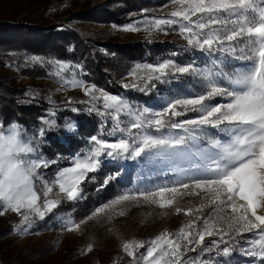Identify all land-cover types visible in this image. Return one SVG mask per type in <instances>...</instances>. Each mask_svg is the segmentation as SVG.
Masks as SVG:
<instances>
[{"label":"snow or ice","instance_id":"obj_1","mask_svg":"<svg viewBox=\"0 0 264 264\" xmlns=\"http://www.w3.org/2000/svg\"><path fill=\"white\" fill-rule=\"evenodd\" d=\"M174 3L179 8L170 12L172 18L147 21V30L154 27L164 31V26H178L187 45L207 55L206 67L201 69L194 62L181 66L168 59L157 65L138 64L130 74L148 82L169 74L199 77L198 93L171 99L160 110L133 109L120 96L94 84L86 85L75 78L66 80L72 87L82 89L92 102L102 100L104 111L95 110L113 124L102 135L120 136L109 142L91 135L94 146L76 156L72 166L60 171L51 182L43 181L40 188L34 181L42 179L38 169L47 167L48 161L28 158L34 149L21 138L17 125L0 127V216L9 211L17 214L20 217L17 232L26 233L34 217L44 219L58 207L59 199L47 198L53 193V186H58L57 197L64 194L70 201L80 198V185L89 173L97 170L101 156L143 158L174 172L173 184L119 195L87 219L124 202L139 203L141 199L161 209L174 207L176 214L183 212L185 216L202 212L205 207H213V212L207 217L196 216L176 233L165 231L157 235L147 247L144 241H123L122 251L127 256L135 260L134 249L145 248L140 257L143 264H184L185 252H194L197 247L201 251L210 250L204 246L206 236L217 235L223 241L225 236L251 233L258 238L251 242L252 250L246 254L264 264V0H174ZM122 30L139 29L130 24ZM29 59L44 62L39 56ZM233 61L243 63L235 67ZM49 63L58 66L59 72L69 68L61 61ZM139 70H146L147 77L138 76ZM218 96L228 97L229 101L211 104ZM187 112L198 115L173 119ZM122 115L128 120H121ZM217 133L224 136L218 138ZM41 189L45 197L42 205L38 195ZM185 196H199L201 203L196 207L181 205L179 201ZM84 222L68 219L66 230L78 231ZM214 243L218 245L219 241ZM92 250L90 243L83 251L87 254ZM223 252L228 254L230 248L224 247Z\"/></svg>","mask_w":264,"mask_h":264},{"label":"rangeland","instance_id":"obj_2","mask_svg":"<svg viewBox=\"0 0 264 264\" xmlns=\"http://www.w3.org/2000/svg\"><path fill=\"white\" fill-rule=\"evenodd\" d=\"M105 3L106 0H90L91 7H99ZM50 5L53 7V5H56V2L52 1ZM51 7L48 8L47 5L43 3V0H0V13L10 14L16 11L19 15L18 19H16L17 21L24 19L28 15L40 12L42 17L45 16L44 21H60L64 25H70L80 31H86L92 37H95L99 33H107V38L114 41H166L178 46L183 51H192V53L195 54L192 60L183 59L184 54L174 52L155 62H137L130 70V73L138 64L157 65L168 59L179 63L181 66L194 62L195 66L201 69L206 67L205 62L208 60L207 55L198 49L190 48L184 37L179 34L178 26L174 25L171 28L164 26V31H158L154 27L151 31L147 30L148 24L145 23L147 21L156 18H172L170 17V12L178 10L179 8V6L174 3V0L163 2L160 7L147 8L141 12L135 13L130 22L122 25L77 21L73 18V14H71L73 10H79L74 4L70 5L69 8H60L59 12L62 13V16L57 20L56 14L58 12ZM42 21L43 20L38 19L39 23ZM130 24L135 25L139 30L134 32L122 30L125 26ZM27 61L36 64L29 58ZM43 61V63L39 64H43V66L47 68L48 78L35 80L19 75L15 71V63L4 65L0 57V75L12 78L18 85L39 84L44 86L50 91V96L52 98V108L48 114L41 119L42 123L37 128L27 129L24 126L15 124L21 133V138L25 142H30V146L34 149L33 153H30L28 158L48 161L47 167L38 169V173L42 179L34 181L37 188H40V184L43 181L51 182L60 171L72 166V162L76 156L86 153L94 146L90 142V135L87 136L81 147L66 157L57 156V158L51 159L42 151L46 132L54 131L56 128H59L63 130L64 134L67 136L77 134V121L72 117L64 116V114L70 112L74 115L86 113L96 114L101 124L93 135H97L109 142H114L120 136L119 133L114 137L102 135V133L110 131L113 126L110 118L101 116L99 112L95 110L99 109L100 111H104L102 100L92 102L89 96H85L82 89L74 88L71 84L65 82L66 80L75 78L84 81L86 85H93V83L83 78L84 73H82V68L78 64L63 62L69 65V68L64 72H59L58 66L49 63V61L59 60L52 59ZM242 63L243 62L233 61L235 67H240ZM130 73L121 80V86L123 88L145 95L151 93L154 96L152 102L144 103L137 99L131 101L125 95H118L133 109L148 107L152 110H160L165 106L166 102L171 99L183 97L188 93L195 94L201 90L199 77L173 76L169 74L167 77L153 79L148 82L146 79L134 78ZM147 75L148 72L146 70L138 71V76L147 77ZM161 80L164 82H161ZM124 85H128V87H124ZM79 101L88 102L79 103ZM228 101V97L218 96L214 97L210 103H227ZM73 108H75L76 111H72ZM90 108L93 110L89 111ZM197 115L198 114L194 112H187L185 116L173 119L183 120L195 118ZM61 117H63L62 124L59 122ZM45 120L55 121V123L45 124ZM121 120L127 121L128 117L122 115ZM69 124L72 125L71 128L68 127ZM12 125L6 129L11 128ZM41 131H43V135L40 134ZM164 131L167 132L168 130L165 129ZM175 131L177 130H173V132ZM217 136L218 138H222L224 134L217 133ZM99 161V166L95 172H98L101 166L106 162L115 163L118 166L120 165V167L123 168V172L131 170L132 180L130 185L127 187L116 186L115 188H111L109 183L110 180L108 179L104 180L103 183H97L98 186L94 191L95 194L103 193L105 187H110L109 189L114 190V193L111 197L102 200V202L94 204L96 206H94L89 215L79 220L73 218L72 214L58 210V208L63 201L72 203L82 200L84 196L82 186H80V198L71 201L68 200L64 194H59L57 197L56 193L59 191L58 186H53V193L47 198L59 199L58 207L51 213L46 214L44 219L34 217L31 228L24 234L16 231L17 226L20 224V217L17 214L9 211L4 216H0V264H143L140 257L141 254L145 252V248L134 249L136 253V259L134 260L122 251L123 241H144L145 247H147L148 242L157 235L165 231L176 233L186 222L195 219L196 216L207 217L213 212V207H205L202 212H196L192 216H185L183 212L176 214L174 207L161 209L157 204L145 203L141 199L139 203L124 202L116 205L113 209L107 210L105 213L94 216L92 219H87L92 216L97 208L103 207L105 204H110L111 201L116 199L119 195L125 193L136 194L141 188L147 189L155 188L160 185H172L176 179V174L174 172H169L161 166L156 165L154 162L149 163L143 158L128 159L123 157L108 158L107 156H101ZM38 195H41V201L39 203L42 205L45 199L42 189L38 191ZM179 203L181 205L196 207L201 203V200L199 196H185ZM121 211L125 213L122 216L117 214ZM143 215L155 216L156 218H154L155 220L152 224L145 226L142 223ZM68 219L77 223L80 221L85 222L81 224L78 231L68 232L65 223ZM197 223L200 224L202 221H198ZM257 238L258 236H254L251 233L234 235L233 237L225 236L223 241H220L217 235L206 236L204 246L210 250L201 251V248L197 247L194 252H185L183 258L184 264H193V260H198L207 264H260L258 258L246 254L247 251L252 250L251 242ZM216 241H219L218 245L214 243ZM90 243L93 245V250L85 254L83 250L86 249ZM224 247L230 248L228 254L223 252Z\"/></svg>","mask_w":264,"mask_h":264},{"label":"trees","instance_id":"obj_3","mask_svg":"<svg viewBox=\"0 0 264 264\" xmlns=\"http://www.w3.org/2000/svg\"><path fill=\"white\" fill-rule=\"evenodd\" d=\"M56 5L51 7V2ZM170 0H106L99 7H91L90 0H43L48 8L55 9L57 20L62 16L60 8H69L74 4L79 10H73V18L77 21L122 25L133 19V14L147 8L160 7ZM19 12V11H18ZM40 12L26 16L17 21L15 12L0 13V57L4 65L15 63V71L30 79H47V68L43 64L31 63L27 59L39 56L43 60L56 59L62 62L78 64L82 68L83 78L104 89L112 95H125L144 103L152 102L154 96L126 90L121 80L130 73L137 62H155L171 53L184 54L183 59L192 60V51H183L170 42L153 40L114 41L107 38V33H99L92 37L86 31H80L60 21H44ZM38 19L43 20L41 23ZM106 38V39H105ZM50 91L39 84L18 85L12 78L0 75V127L6 129L12 124L35 129L52 108ZM78 123L76 135L67 136L63 130L56 128L46 132L42 151L51 159L57 156L66 157L82 146L87 136L93 135L101 124L96 114L74 115ZM61 117L60 124H62ZM110 180L111 188L127 187L132 180V171L115 163H104L98 172H92L80 185L83 199L76 202H65L58 210L72 214L76 220L89 215L94 204L112 196L114 190L105 187L104 192L95 194L97 183ZM114 183H113V182ZM156 218L143 215L142 223L149 226ZM194 264H207L193 260Z\"/></svg>","mask_w":264,"mask_h":264}]
</instances>
